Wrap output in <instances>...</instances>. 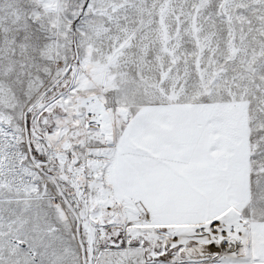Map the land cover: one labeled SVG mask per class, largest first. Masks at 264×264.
<instances>
[{"label": "snow or ice", "instance_id": "6c2138e0", "mask_svg": "<svg viewBox=\"0 0 264 264\" xmlns=\"http://www.w3.org/2000/svg\"><path fill=\"white\" fill-rule=\"evenodd\" d=\"M0 264H264V0H0Z\"/></svg>", "mask_w": 264, "mask_h": 264}]
</instances>
